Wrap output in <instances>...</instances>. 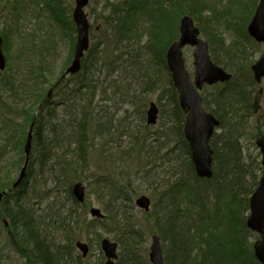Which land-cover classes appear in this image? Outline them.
<instances>
[{"label": "trees", "instance_id": "trees-1", "mask_svg": "<svg viewBox=\"0 0 264 264\" xmlns=\"http://www.w3.org/2000/svg\"><path fill=\"white\" fill-rule=\"evenodd\" d=\"M50 1L55 3L53 0ZM255 1L256 0L249 2L254 3ZM230 2L238 1L230 0ZM215 4L218 3L212 1L207 5V1L205 0H154L152 3H150L149 0H127L121 2L118 6L114 5V7L111 8L109 16L105 18L106 22L111 27L109 32L114 37L112 55L115 54V50L118 48L117 46L122 43L130 42L134 38H136L137 41H140V39L142 40L144 37L147 38L145 47H140L138 51L149 56L152 59V63L148 60H146V63L144 61V63L136 61L133 68L127 66L128 73H126L127 75L124 77L129 78V76H131L133 79L140 81V83L144 82V85H146V83H154V88L156 85H162L164 82L165 86L171 91V95L168 96L167 102L171 108H174V111L168 108L169 111L167 113L163 104L161 105L160 102L162 98H160L161 94L157 98V104L160 109L159 122L162 127L165 128L164 132L166 133H164L162 129L160 131V133H162V139L159 138L158 134L154 138V142L167 144L169 141H175L177 143V147L176 145L173 146V148H175L174 150H169L166 153L171 156L174 151V160L176 157L177 160L180 159L179 161L175 160V166L181 169L174 171L177 178L180 174H184L183 167L186 168L190 166V168H193V164L191 162L189 144L185 140L183 133L186 114L180 109L178 104V95L173 85L171 73L166 64V49L169 44L178 38V23L184 14L188 13L193 18L199 19L202 17L200 15L207 11V8L209 11L215 12ZM250 10L249 7L242 9L243 12L248 11V14L251 12ZM202 18L207 19L209 23L213 21L212 24L216 27L220 25L219 21H223L219 16L216 17L213 15ZM237 34L234 42L228 43V45L225 44V38L222 39V37L215 33L212 36L213 38L206 34L203 35L210 43V51L213 60L227 69L232 74V78L227 83L205 86L201 93L205 107L220 121L219 129L214 134L211 141L212 146L214 147V142L216 141L219 143L223 139L229 140L230 144L226 151L222 146L224 155L228 150L234 149L233 146H236L237 149L234 151L233 159L241 163L239 153H241L240 148L242 149V147L240 140H237L234 134L243 129L244 123L240 120L241 117L238 116L237 111L239 112V110H241L240 112H244L254 117L256 120H261L264 125V110L260 111L257 115L252 113L253 93H255L254 91L257 85L252 78L251 66L256 60L255 55L257 50L251 47H249V49L246 48L241 39V34L244 35L246 39L248 38L245 30H238ZM252 43L253 46H261L255 42ZM100 44L101 42H93L89 51L92 53ZM102 44L105 45V42ZM259 52L263 53L264 50H260ZM83 67L86 68L84 65ZM151 70H155L153 74H156V76L148 75L151 74ZM64 72L65 69L58 75L56 81L51 84L53 87L59 88L58 82L62 80L61 77ZM161 72L163 75H161ZM38 74L40 77L38 76L39 79H37L39 82L37 83L38 89L36 88V92L41 91L42 93L38 96L35 95V99H39L36 109L33 111V106L31 107L32 104L28 109H24L25 118H23V122L21 121L18 124L19 127L13 131L6 142L10 143L14 139V148H16L18 152L24 151L23 147L27 135L25 129L29 128L32 124L33 146L28 167L32 170L33 164H37L39 176L45 173V178H48L53 184H66V192L69 195L71 205L65 209V205H62V202L58 204L57 200L54 199L47 205L48 209H41V211H46V216L43 214L38 216L37 212L39 209L35 211L33 209L34 204L29 201L30 193L33 192L32 194H35L36 192L35 187L29 183L31 174H28L21 186L16 189L12 187V184L7 185L4 178L0 175V192L5 189L8 191L0 203V221H2V226L5 227L4 220L2 219L7 220V229L10 232L9 235L12 244L22 258L26 260L25 264L30 262H38L40 264H74L71 262V255L73 251L76 250L73 234L78 230L81 223L79 220L77 222L78 225H71V221L79 216L78 210L84 205L76 200L72 193V187L77 181H86L88 187L92 185V183H90L91 180L85 177V173L84 175L81 174L84 171H88L87 160L89 150L93 146V142L91 141L92 136L90 135L97 134L100 137H102V135L105 136L107 139L106 142H103V146L111 142L110 140H112L113 136H111L112 133L107 124H104L108 120H104V123H102L103 117L99 120L97 118L94 119L92 116L91 108L94 100V91L90 88V84L87 83L83 92L80 91V89H76L72 91L73 93H71L70 96L69 93L63 92V90H57L59 94L62 91L64 96H62L60 102L57 103V106H63L65 108L59 110L56 106L51 107L48 105L47 101H44V90L46 88L44 89L43 84L47 79L44 77L42 71L41 73L38 72ZM159 75L162 76L163 82H159V80H161ZM9 82L11 83V80H9ZM11 88L13 89V83ZM79 95H82L81 97L84 99V104L79 103L78 110H80V112L78 115L76 114L78 110H75V115L78 116V119H75V122H73L74 126L71 129H67V125L62 129L64 124L61 117L64 114L66 116L69 110L68 107L75 108L77 104L75 98L79 97ZM69 102H71V104H69ZM241 102L244 103L242 104ZM240 103L242 105L241 107ZM145 113L146 111L143 115L144 119L146 118ZM54 120L58 121V123H56L63 131L59 130V128L57 130ZM64 120L66 122L65 118ZM103 124L106 127H103ZM92 127L93 132L91 131ZM167 130H169V133ZM245 131L246 128L244 129V133ZM255 131L256 133L253 135V138H258L264 132L263 129ZM57 132H64L66 134L63 135L62 133V135L58 137ZM140 133L134 132L132 134L130 132L127 134L130 137H134L136 140H134L135 143L134 141L132 143V150H135L136 146H139V148L142 147V144L139 143ZM162 140H164V142ZM253 141V145H255L256 141L254 139ZM145 143L146 142H143V144ZM160 145L161 144H158L157 147ZM4 149L5 145L1 147V152H3ZM148 156L149 159L152 157L149 154ZM246 156L258 165L259 170H262L259 155L247 153ZM22 160L23 159H19L18 163L20 164ZM214 161L216 162L214 178H216V174L218 173L217 170L219 172L224 170L219 164L222 159L216 157ZM243 166L245 167V165ZM245 170L247 171L246 168ZM47 173H49V176ZM224 174L226 175L225 171ZM236 176L237 175H233V180ZM255 178L251 186L243 191H241L239 187L238 190L235 189L236 185L233 186L231 183L233 181H231V185H229L228 188H224V191L222 189L219 197L214 202V209H207L208 206L206 207L205 204L201 205L200 203L198 204L200 208L191 204L185 206L184 213H186L187 217H192L191 213L194 212L195 214H202L199 219L193 221L194 223L196 222L194 232L190 233L187 231L193 228L183 225V219H170L167 217L171 221L165 220L163 225L159 223L161 228L157 233L160 235L165 247L164 259L166 264L188 263L190 258L188 249L196 250L197 248L200 251L193 260L194 264H261L255 257L251 245L249 247L247 245L249 234H254L257 239L259 237L246 226V215L249 211V196L253 193L259 181L258 177ZM36 179L37 178H35V180ZM106 182L107 181L102 180L100 177L96 182V184H101V187H97L98 193L102 192V198L108 199H106L108 203H105V217L104 219L93 218L85 228H87L88 233L89 231L96 233V229L101 228L103 225H106L108 221H111L110 224L112 226L117 225L121 230L117 238L120 246L130 242L128 243V249L137 248L142 241V235H139V232L133 230L134 227H132V224L135 223L131 221L130 217L126 216L128 209L133 207V199H127L125 194H121L122 189ZM183 190L187 193L189 188L186 187L184 189L181 187L180 191ZM111 204H113L112 208ZM208 210H211V212ZM221 214L224 215V230L222 229L223 225H221L220 220H218V218L222 216ZM210 221L213 222V226L207 229ZM226 224L229 225V229L225 227ZM57 227H61L65 234V244H56L48 240L50 238L51 240L55 238L49 236L52 234L47 232V228L55 230ZM213 228H215L214 231ZM210 232L212 233L209 234ZM213 234L217 236V243H214L212 240ZM167 240L169 242L167 243L169 251L166 250ZM97 242L99 243V241ZM132 258L134 259V264H150L145 254H139L138 258Z\"/></svg>", "mask_w": 264, "mask_h": 264}, {"label": "rangeland", "instance_id": "rangeland-1", "mask_svg": "<svg viewBox=\"0 0 264 264\" xmlns=\"http://www.w3.org/2000/svg\"><path fill=\"white\" fill-rule=\"evenodd\" d=\"M53 1H55V3L50 0H0V35L4 37L2 47L3 53L7 59V70L4 74H0V88L2 89L3 87L4 90V93L0 95V149L5 145L4 151L1 152L0 150V175L4 178L7 185L14 184L26 160L25 152H18V150L14 148V139L10 143L6 142L8 135H10L12 130V125H9L10 121H12L10 113L18 116L19 108L23 111L24 109H28L31 104L34 111L39 99L33 100L32 103L33 96H38L42 93L41 91L36 92L38 89L37 83L39 82L37 79H39L38 76L40 77L38 72L41 73L42 71L44 77L47 79L43 84L44 89L46 88L44 90V97H46L47 87L56 81L58 75H60L64 69L66 70L73 59L77 31L76 26L72 21V14L76 0ZM123 1L127 0H89V3L85 7V13L90 21L91 44H93V42H101V44L98 45L97 49L92 51V53L89 50L85 53L82 63L86 68L83 67L76 75H69L60 87V90L69 93L70 96V94L73 93L72 91L80 89V91L83 92L87 83L90 84V88L94 91V100L91 108L92 116L94 119L97 118L99 120L103 117L102 123H104V120H108L104 124H107L111 130V136H113L112 140H110L111 142H108L103 146V142H106L107 139L105 136L102 135V137H100L97 134L90 135L92 136L91 141L93 142V146L89 150L87 160L88 171H84L81 174L84 175L85 173V177L91 180L89 181L92 185L88 187L86 181L82 182L87 186L85 199L81 202L84 206L79 208V216L71 221V225H78L77 222L79 220L81 223L78 230L73 234L74 242H76V240H82L88 243L90 246V252L88 256L84 258L79 250L76 249L73 251L71 262L74 264H105L106 257L101 248V239L108 238L112 241H117V238L120 235L121 230L117 225L112 226L110 224L111 221H108L107 224L103 225L101 228L96 229V233L92 231H89L88 233L87 228H85L86 225L93 220L90 213L91 208L95 207L101 209L103 212L105 211L107 198H102V192L98 193L97 187H101V184H96L101 175L113 174L116 176L115 178H117V180L122 178L123 180H121V184L129 185L130 181L134 182L133 186L139 188L137 190V195H148L151 198L152 203L156 204V209L159 210L162 207L164 208L168 203L161 191L167 188V185H173L174 181L177 179L174 171L181 170L178 166H175L176 162L173 158L175 152L173 151L171 156L166 154L167 151L174 150L175 148H173V146L176 145L177 147V143L175 141H169L167 144L154 142V138L158 134L159 138L162 139V133L156 132V130L162 126L159 122V118L157 123L150 127L145 126L146 123L143 120L144 112L149 108L150 102L154 101L157 103V98L160 96L158 93L160 89L139 96V93H136L135 90L139 87L140 81L130 77L123 82V77L114 76L109 68L112 67L110 61L113 53L114 37L107 28L110 26L105 18L109 16L111 8H113L114 5L118 6ZM149 1L152 3L154 0ZM205 1H207V5L212 1H215L218 4H215V12H211L207 8V11L203 12L200 16L207 17L208 15H213L216 17L219 16L220 19H224L225 15V19L242 18L244 19V22H247L248 24L259 0H256L254 3L249 2L254 0H240L243 3H246L249 9H251L249 14L248 11H242V9L246 8H241L243 5H239L240 3L238 2H230V0ZM212 22L213 21H210V24H212ZM221 22L222 21H219L220 25L218 27L212 24L214 26L212 32L222 37V39L225 38V44L228 45L233 39V33L231 29L227 28V25H221ZM104 42L105 45L102 44ZM146 42L147 38L144 37L142 40L140 39V41L135 39L131 44L139 50L140 47H145ZM252 42L254 41L252 40ZM247 46L257 50L256 57L261 54L259 52L260 50H264V44H261V46H259L260 48L253 46V43L248 44ZM193 51L194 48L192 47H186L183 50L186 66L192 79L194 78L195 70ZM6 78H10L13 83L14 90L12 89L11 92L8 89H4L6 86L4 85L3 80ZM117 78L120 79L118 80V83L125 88V91L112 94L113 89L110 85L114 82L113 79ZM103 88L104 92L102 90ZM63 92L61 91L60 94H55L54 99H49L51 104L55 103L53 104V107H57V103L62 99ZM81 96L82 95H79V97L75 98L77 103L75 108L68 107L69 110L67 111L66 116L65 114L62 115L61 119L64 124L62 129H64L65 125H67V129H71L74 126L73 122H75V119H78V116L75 115V110H78L79 103L84 104V99H82ZM162 98L166 101L168 100V96H162ZM69 104H71V102H69ZM57 108L63 110L65 107L59 106ZM164 108L168 113V106ZM263 109L264 95L262 97V110ZM79 112L80 110H78L76 114L78 115ZM17 116L13 117L14 122H23L25 116L22 117V115H20L19 118ZM64 118L66 119V122ZM56 122L58 123V121L54 120L57 130L58 128L59 130H62ZM104 124L103 126H105ZM27 129H25V131H27ZM138 130L141 131V133ZM91 131L93 132V127L91 128ZM253 131L254 130L250 129L247 138L245 131L243 139L240 140L245 144L247 153H250L251 155H255V150L253 148ZM130 132L132 134L134 132L140 133L139 143L142 144L141 148L136 146L135 150H132L133 148L127 151L123 150L125 147H128V145L132 146V143L135 140L134 137L124 135L125 133L129 134ZM62 133L63 135L66 134L64 132ZM62 133L57 132L58 137L61 136ZM142 141H153V146H148L147 149V146L143 147ZM162 141L164 142V140ZM119 143L122 144V148H118L117 150L114 146ZM158 144L161 145L157 147ZM148 154L152 156L150 159L148 158ZM19 159H23L20 161V164L18 163ZM259 161L261 162L260 159ZM143 169H146V172ZM149 170L150 173H148ZM27 171V176L28 174H31L29 183H31L36 190L35 194H32L33 192L30 193L29 201L34 204L33 209L35 211L39 209L37 212L38 216L41 214L46 216V211H41V209L47 208L49 202L54 199L57 200L58 204L62 202V205H65V209L71 205L69 195L66 192V184H53L52 181L45 178V173L39 176L37 164H33L32 170L28 167ZM47 174L49 176V173ZM35 178L37 179L35 180ZM4 191H7V189ZM4 191H1L0 193L2 194ZM134 199L132 202L133 204ZM211 201H213L212 195L205 200V206L209 207L208 203ZM154 210L155 206L153 211ZM249 213L250 210L247 212V215H249ZM153 215L156 217L155 213ZM126 216L130 217L133 223L136 222L139 225L141 224L140 226L144 229V233L148 234L145 243L147 248L145 255L148 259L151 235L155 233V228L150 220L144 216L143 212L136 207L133 209L129 208L126 212ZM191 218L192 219H189V221H196L198 219L196 217ZM225 227L229 229V225L226 224ZM222 229L224 230V226ZM47 232L52 234L49 236L55 238L53 240L50 238L48 239L49 241H53L56 244L66 243L65 237H61L57 230L55 231L52 228H47ZM247 239L248 247L251 245V248H253L254 242L257 238H255L254 234H249ZM97 241H99V243ZM166 247V250L169 251L168 245ZM199 251L198 248L196 250L188 249V252H190L189 262H185L184 264H194L193 260L195 256L198 255ZM25 261L26 260L22 258L13 246L7 227H3L2 221H0V264H25Z\"/></svg>", "mask_w": 264, "mask_h": 264}, {"label": "bare ground", "instance_id": "bare-ground-1", "mask_svg": "<svg viewBox=\"0 0 264 264\" xmlns=\"http://www.w3.org/2000/svg\"><path fill=\"white\" fill-rule=\"evenodd\" d=\"M236 1H238V3H240L239 5H243V7H241V8H247L248 7V5L246 3H243L240 0H236ZM185 15H189L190 17H192L188 13L184 14L183 16H185ZM182 17L180 18V21H181ZM225 18L226 17H224L223 21L221 22V25H224V26L227 25V28L231 29V31L233 33L232 34L233 35L232 36L233 39H232V41L230 43L234 42L235 38L238 35L237 34L238 30H240V31L245 30L246 34L248 35V38L246 39V37L241 34V39L244 42L246 48L249 49V47L247 45L252 43L253 36L250 34V32L248 30L247 22H244V19H242V18H238V19H229V18L225 19ZM180 21L178 23V30H179ZM194 21H195V26L199 29V32L202 35L206 34V35H209L210 37L213 36L214 33L212 31L214 29V26L212 24H210L207 21V19L199 18V20H198V18H197V19H194ZM108 29L110 30L111 27H108ZM216 37H218V36H216ZM135 39L136 38L132 39L130 41V43L129 42H125V43H122V44L118 45L117 46L118 48L115 50V54L112 55V58H111V61H110V65L112 67H109V68L111 69L112 73L114 74V76H122L123 77L122 78L123 82H124L125 79L127 80V79H129L131 77V76H129V78L124 77V76L127 75L126 73H128L127 66L130 67V68H133L134 64L136 63V61H140L142 63H144V62L146 63V60H148V61H151V63H152V59L149 56L144 55L143 53L138 51L133 46V44H131V42L134 41ZM167 49H168V47H167ZM150 73L151 74H148V75H155L156 76V74H153V73H155V70H151ZM161 75H163L162 72H161ZM161 75H159L161 77V80H159V82H163ZM155 76H153V77H155ZM252 78H253L254 82H256L255 75H254L253 72H252ZM9 80H11V79L10 78L9 79L6 78V79L3 80V83L6 86L4 89H6V90L8 89L11 92V90H12V88H11L12 87V81L10 83ZM113 80H114V82L112 83V85H110L112 87V89H113L112 94L125 91L124 90L125 88L122 87L121 85H119V83H118V80H120L119 78L113 79ZM145 87H146V90H145ZM47 88L48 89H47V93H46V97L44 98V101H47L48 105L53 107V104H55V103L51 104L49 102V99L50 98L54 99L55 94L57 92V88L53 87L52 85H49ZM174 88H175V90L177 92V95H178V91H177V88L175 87V85H174ZM159 89H160V91L158 93L161 94L160 98L162 96L171 95V91L169 90V88L167 86H165L164 82H163L162 85H156L155 88H154V83H149V84L146 83V85H144V82L140 83L139 87L135 90V92L139 93V96H142L143 94L155 92V91H157ZM102 90L104 92V88ZM3 91H4L3 87H2V89L0 88V95H2L4 93ZM263 95H264V93L261 95V99H260V105L261 106L258 109L260 111L264 110V109L262 110V97H263ZM33 100H35V95L33 96L32 102H33ZM160 102H161V105L163 104L164 107L168 106V108H170V110L174 111V108H171L169 106L168 102L164 98H161ZM241 103L243 104L244 102H241ZM241 103H240V107L242 106ZM92 104H93V102H92ZM178 104H179L180 109L186 114V117H185V122H186L187 113L181 107L179 99H178ZM0 105H1V100H0ZM247 108H248V106H247ZM247 108H246V110H247ZM252 110H254V107H252ZM240 111L241 110H239V112L237 111V114H238V116L241 117L240 120L244 123V127H243L242 130H239V131H237L234 134V137L237 140L243 139V137H244L243 133H244V129L245 128H246V138L248 136L247 135L248 132L250 133V129L254 130L253 133H252L253 135H255V133H256L255 130H258V129H261V130L263 129L264 130V125H263V122L261 120H256L252 116L247 115L246 113L240 112ZM21 113L22 114L25 113V110H23V111L21 110ZM145 114H147V112ZM143 120L145 121V123H146L145 125L147 127H150L151 125H155L156 124V123H154V124L150 123L148 121V119H147V115H146L145 119L143 118ZM185 122H184V124H185ZM18 124L19 123H15V122L12 124L11 133H13V131H15V129L19 127ZM162 129H163V132H164L165 128L162 127V126L160 128H158L156 130V132H160ZM167 132L169 133V130H167ZM164 133H166V132H164ZM124 135L127 136L126 133ZM263 135H264V132L258 138H254V140L256 141V144L253 145V148L255 150L254 153H255V155H259V159L261 160V166L262 167H263V164H262L263 163V151H262V148L258 145L257 141L260 138H262ZM212 138L213 137H211L210 140H209V147H210V150H211V158H212L211 176L210 175L207 176V175L199 174V172L197 171L196 165H195V162H194L193 152H192V149H191L192 147L190 146L189 141L185 137V140L189 144L190 153H191V162L193 164V168H190V166H187L186 168L183 167L184 174H181V176H179L174 181L173 185L172 184L167 185V188H165V189H163L161 191L162 194L165 196L166 202H168L164 206L165 209L163 207L160 208L159 210L156 209V204L152 203V200H151V198L148 195H146V194L137 195V193H138L137 190L139 188L133 186L134 182L130 181V184L129 185L127 184V187H126V184H121L122 183V181H121L122 178L120 180L119 179L117 180V178H115L116 176H114L113 174L112 175L111 174H104V175L100 176V178L102 180L107 181L106 183H108L110 185H114V186L122 189L121 190V194L122 193L125 194L127 199H131V198L134 199L136 197L134 199V204H133V207L131 209H133L135 207L140 209L143 212L144 216L150 220L151 224L155 228V233H153L151 235V243H150V246H149V249H148V251H149L148 255L150 254L151 245L153 243L154 237H156V233L159 232V229L161 228L160 225H159L160 222H162L161 224L163 225V222H165V220L166 221H171L170 219H183V221H182L183 225H187V226H190V227L193 228L192 230H187V231L190 232V233L194 232V230H195L194 227H195L196 222L194 223L193 220L189 221V219H192V218L191 217H187L186 213H184V207L185 206L191 204V205H196V207H197L199 203H201V204L204 203L205 200L208 197H211V195H212L213 196V201L208 203L209 207L207 209H214V202L219 197L222 189L224 191V188H228L229 185H231L230 184L231 181H233V182H231L233 184V186L236 185L235 189L238 190V187H239L241 191H243L247 187L251 186L253 180L256 179L255 177H258V180L260 181L261 175L263 173V169L259 170L258 165L255 162H253L251 159H249V157L246 156L247 148H246L245 144H243L240 141L242 149L240 148V152L241 153H239V158L241 157L240 160H241V163L243 165H245V167H244L241 163H239L238 161H235L233 159V154L235 153L234 151L237 149L236 146H233L234 149L228 150L225 153V155H224V150L226 151L227 147L230 144V141L229 140H224V139L222 141H220L219 143L216 141V142H214V147H213L212 143H211ZM225 138L228 139L227 137H225ZM148 140H149V138H148ZM121 145L122 144L119 143L118 145H115L114 147H116L117 150H118V148H122ZM145 146H147V149H148V146L152 147L153 146V141L146 142L145 144H143V147H145ZM222 146L224 147V150H223ZM131 148H132V146L128 145V147H125V149H123V150L127 151V150H129ZM144 150H146V149H144ZM126 151H123V152H126ZM31 152H32V150L30 151L29 156L31 155ZM130 155H131V153H130ZM216 157H219L220 159H222V161L219 162V164H220V167L226 172V175L224 174V171L219 172L217 170V172H218L216 174L217 176H216V178H214L215 177L214 176L215 175V164H216V162L214 161V158H216ZM175 160L179 161L180 159L177 160V157H176ZM245 168L247 169V171L245 170ZM144 171L146 172V169ZM148 173H150V170L148 171ZM233 175H237L234 180H233V178H234ZM259 181H258V185H259ZM258 185H257V187H258ZM181 187L184 188V189L186 187H188L189 190L187 191V193H185V190L180 191ZM257 187L255 188L253 193L249 196V207H250V199L253 196V194L255 193ZM72 190H73V187H72ZM141 196H147L149 198V200H150L149 209H145V208H142V207L137 205L136 201ZM187 201H188V203H187ZM106 203H108V202H106ZM113 204H111V208L113 207ZM154 206H155V210L153 211ZM112 211H113V209H112ZM208 211L211 212V210H208ZM153 212L159 218L155 217L153 215L154 214ZM163 213H164V216H163ZM221 215L222 216L220 218H218V220H220L221 225L224 226V215L223 214H221ZM191 216L193 218L196 217V218L199 219L202 216V214H195V212H194V213H191ZM167 217L170 218V219H168ZM248 217H249V215H246V226L247 227H248V225H247ZM140 225L137 224L136 222H135V224H132V227H134L133 230L139 232V235H142V239H141L142 241L140 243V246L137 247V248L128 249V243H130V242L125 243L124 245L120 246V243L118 241H116V243L119 246L117 248L118 254H119V259L117 261H115L114 264H134V259L132 257L138 258L139 254H145V251H147L145 243H146V239L148 238V234L144 233L145 231ZM212 226H213V222L210 221L209 224H208V228L207 229H210ZM249 229L252 231L251 228H249ZM56 230H57V232H59L61 237H63V238L65 237V234L63 233L61 227H57V229L55 228V231ZM214 230H215V228H213V231ZM211 233L212 232H210L209 234H211ZM212 238H213L212 239L213 242L217 243V241H218L217 240V236L213 234ZM159 239H160V242H161V247L163 248V251H164L163 241H162L160 236H159ZM167 243H169L168 240L166 242V245H167ZM253 251H254V248H253ZM71 257L73 258V255H71Z\"/></svg>", "mask_w": 264, "mask_h": 264}, {"label": "water", "instance_id": "water-1", "mask_svg": "<svg viewBox=\"0 0 264 264\" xmlns=\"http://www.w3.org/2000/svg\"><path fill=\"white\" fill-rule=\"evenodd\" d=\"M89 0H76V6L73 12V19L77 26V42L75 45L74 59L67 69V74H75L82 67V58L90 46L89 37V21L84 11ZM248 30L253 38L258 42H264V0H260L256 8L255 14L252 17ZM180 36L178 40L173 41L167 49L166 58L168 68L171 71L173 82L178 91L181 107L187 113L186 122L184 125V134L192 147L194 162L199 174L211 176L212 158L209 147V140L212 137L215 127L219 125L216 117L208 112L202 103V96L199 89H202L205 83L213 84L218 81H227L230 78L222 67L213 63L209 44L207 41L199 37V29L195 26L194 20L189 15L182 17L179 25ZM2 38L0 36V69L5 68V56L2 52ZM185 46L195 48L193 53L195 65V82L190 79L186 68L182 50ZM253 73L257 83L262 81L264 76V55L252 66ZM263 89L260 88L254 99V110L260 108V99ZM158 106L152 102L147 111V119L154 124L157 121ZM263 151V166H264V135L257 141ZM32 147V130L28 133L27 142L25 145V153L27 159L24 167L21 170L20 176L14 183L18 186L23 180L26 172V166L29 159V154ZM73 193L79 201L84 200L85 187L82 183H77L73 187ZM2 194H0L1 198ZM137 205L149 209L150 200L147 196H141L137 199ZM251 213L247 219V225L253 231L260 234V238L254 244V253L257 259L264 264V167L263 175L259 181V185L250 199ZM91 214L95 217H102L99 208H91ZM77 247L86 256L89 252V247L86 243L78 241ZM102 248L108 258L106 264H114L117 256V243L104 238L102 240ZM152 264H165L160 239L154 237L149 254ZM37 264V263H31Z\"/></svg>", "mask_w": 264, "mask_h": 264}]
</instances>
